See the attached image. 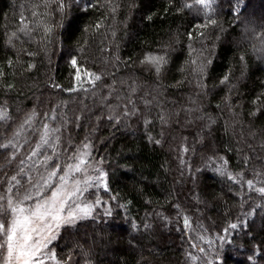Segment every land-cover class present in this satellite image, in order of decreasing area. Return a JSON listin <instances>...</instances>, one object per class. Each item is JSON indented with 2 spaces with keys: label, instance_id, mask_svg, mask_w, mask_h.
Wrapping results in <instances>:
<instances>
[{
  "label": "trees",
  "instance_id": "obj_1",
  "mask_svg": "<svg viewBox=\"0 0 264 264\" xmlns=\"http://www.w3.org/2000/svg\"><path fill=\"white\" fill-rule=\"evenodd\" d=\"M88 2L61 11L58 0H0V108L7 113L0 120V144L12 140L35 112L31 130L15 137L24 146L18 159L35 146L38 130L48 122L61 127L56 148L61 163L87 138L93 162L103 158L100 166L109 173V190L91 191L112 205L113 214L103 215L100 207L95 219L62 231L54 244L57 255L71 252L73 264H208L217 236L238 218L248 226L230 235L233 243L221 255H231L228 264L244 261L253 244L264 254V211L244 215L264 205V197L234 184L209 162L212 157L218 165L223 156L228 171L264 186L259 182L264 181V53L253 51L260 42L246 32L264 31L263 10L249 12L253 0H216L212 25L203 11L183 8L195 0H91L96 6L83 11ZM22 16L27 35L18 32ZM13 32L18 38L9 43ZM150 54L166 55L159 75L141 63ZM72 58L82 82L75 80ZM205 59L212 63L202 89L195 68ZM85 69L101 76L95 87ZM225 74L229 81L220 84ZM257 96L261 100L254 105ZM129 98L140 111L125 118ZM257 106L261 111L252 116ZM53 112L57 119L47 121L44 114ZM109 115H119L120 124L114 126ZM11 152L0 148V173L10 175L18 167L9 161ZM209 240L215 243L209 246ZM256 264L264 258L257 256Z\"/></svg>",
  "mask_w": 264,
  "mask_h": 264
},
{
  "label": "snow or ice",
  "instance_id": "obj_2",
  "mask_svg": "<svg viewBox=\"0 0 264 264\" xmlns=\"http://www.w3.org/2000/svg\"><path fill=\"white\" fill-rule=\"evenodd\" d=\"M215 3L216 0H195L194 4L184 3L183 8L192 10L195 7L197 12L203 11L208 18L207 22L215 25L217 21L212 18ZM73 6L81 7V0H58V7L61 11H64L66 7L70 9ZM95 6L89 0L88 3L84 4L82 10L88 11L89 8ZM234 11L238 17L240 8L237 7ZM36 14L33 13V15ZM148 18L151 19L150 16ZM20 25L18 32L27 35L30 28L23 16ZM99 26L98 23L96 27ZM204 26V24L196 25L198 28ZM45 31L50 32L51 29L45 26ZM248 31L252 32L253 38L260 42L259 47L253 45V51L264 53V31L257 33L254 28H246V32ZM200 35H203V33H200ZM12 37H17V33L13 32L11 34L9 43H12ZM189 39H191V33H189ZM239 59L242 63L245 62L244 55H241ZM141 63L149 64L154 68L155 73L159 75L167 65L168 60L166 55L153 56L150 54ZM191 63L196 64V61L193 60ZM211 63V59H205L195 68V71L199 74V87L202 89L207 88V85L203 83V79L206 68ZM11 64L12 61L10 60L9 66ZM71 64L76 70L75 80L81 81V72L77 60L72 58ZM29 67H33V65H29ZM2 75L3 73L0 72V76ZM85 75L89 78V82L93 87L96 86L97 81L101 80L100 75L88 72L86 69ZM228 81L229 75L225 74L219 82L225 84ZM7 87L11 88L13 85L8 84ZM52 87L61 89V85L58 83H53ZM72 90L74 89H69V91ZM260 100L261 97L257 96L252 103L256 105L257 101ZM139 111L135 102L129 98L123 106L122 115L125 118H130ZM260 111V107L257 106L250 114L256 116ZM44 115L47 121L57 119L54 112L51 116L47 113ZM34 117L35 112L27 116L16 130L14 138L7 143L0 144V148L12 149L9 154V161L18 162V167L14 172L10 175L5 173V179L2 181L6 187V195H0V256H2V264H71V252L59 257L56 252L58 245H54V242L61 238L62 231L70 232L71 229L77 228L82 221L95 219L94 214L97 208L102 207L105 216L113 214L112 205L103 202L95 191H91L92 189L99 190L101 187L108 191L109 173L100 166L104 163L103 158L95 161V163L93 162L92 145L87 142V138L82 147L75 148L73 154L61 163L60 155L56 151L61 139V127H50L48 122H44L41 126L42 130H38L40 134L35 146L31 147L25 156L18 159L17 152L24 146L17 143L15 137H20L31 130ZM6 118V110L0 108V120ZM76 119L78 120L79 117ZM107 119L116 126L120 124L121 118L119 115H109ZM161 119L163 120V117ZM211 123H215V121H211ZM149 141L157 145L161 143L159 139L152 141V137H149ZM46 149H50L51 153L49 154ZM183 151L187 153L189 147H184ZM215 155L213 153V156ZM217 159L220 161L218 165L212 157L209 158L211 166L214 167L217 173L226 176L228 180L241 187L246 185L248 190H254L264 197V186L256 187L254 179H245L242 173L237 172L234 175L228 171L226 166L229 161L223 156H219ZM188 167L191 170V166ZM196 171H200V169ZM261 175L259 172L255 173V176ZM259 182L264 184V181ZM90 197L95 198L90 199ZM111 199L115 200L116 197L113 196ZM119 207L124 208L125 205L121 204ZM258 208L264 211V205H256L244 214L245 217L254 216ZM184 224L185 226L188 225L186 217ZM143 226L145 228L149 227L146 223ZM247 226V219L238 218L236 222H230L223 229V234L217 236L218 247L214 250L213 260L208 261V264H228V261L233 258L228 253L221 255V252L225 245L233 243L232 239L229 238L230 235L237 230L246 229ZM132 227L138 228V225L133 223ZM201 239L204 238L201 237ZM208 243L209 246H212L215 242L209 240ZM200 251L204 252L205 249L201 248ZM257 256L264 258L260 245L253 244L252 253L247 256L246 260L236 261L235 264H256Z\"/></svg>",
  "mask_w": 264,
  "mask_h": 264
},
{
  "label": "rangeland",
  "instance_id": "obj_3",
  "mask_svg": "<svg viewBox=\"0 0 264 264\" xmlns=\"http://www.w3.org/2000/svg\"><path fill=\"white\" fill-rule=\"evenodd\" d=\"M260 1H262V3H263L261 6L259 5ZM252 5L253 6L249 10V12H252V11L256 12L257 10H259V11L263 10V12H264V0H253ZM81 78L83 79V75H81ZM79 82H82V80ZM4 178H5V173H3V172L0 173V195H6V187H4L5 185L2 183V181H4ZM88 220H90V219L84 220L81 223L87 222ZM54 244H55V242H54ZM0 264H2V256H0ZM71 264H73V263H71Z\"/></svg>",
  "mask_w": 264,
  "mask_h": 264
}]
</instances>
